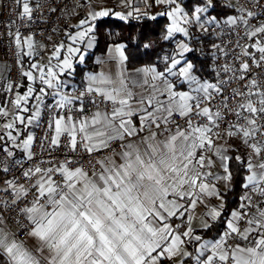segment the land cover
<instances>
[{"label":"snow or ice","instance_id":"6c2138e0","mask_svg":"<svg viewBox=\"0 0 264 264\" xmlns=\"http://www.w3.org/2000/svg\"><path fill=\"white\" fill-rule=\"evenodd\" d=\"M13 4L0 264H264V0ZM45 12L77 19L41 42ZM109 17L164 18L155 59L113 41L89 67Z\"/></svg>","mask_w":264,"mask_h":264},{"label":"trees","instance_id":"16d2710c","mask_svg":"<svg viewBox=\"0 0 264 264\" xmlns=\"http://www.w3.org/2000/svg\"><path fill=\"white\" fill-rule=\"evenodd\" d=\"M154 9L153 11H158ZM98 23V35L100 37L99 46L92 50L94 55L90 54L88 65L92 66L94 57L103 53L106 50L108 43L113 41L123 42L127 45L126 54L130 58L129 67L139 66L148 63L155 59L156 52L151 49H145L144 43L155 41L159 38L161 29L166 23L164 18H157L156 21L144 20H130L129 22L120 21L114 17L102 18ZM165 47L167 45H164ZM82 69L83 66H80ZM79 78V76H77ZM230 199L231 194H230Z\"/></svg>","mask_w":264,"mask_h":264},{"label":"built area","instance_id":"2783aa9c","mask_svg":"<svg viewBox=\"0 0 264 264\" xmlns=\"http://www.w3.org/2000/svg\"><path fill=\"white\" fill-rule=\"evenodd\" d=\"M69 5L71 4V0H68ZM14 4L13 0H0V59H3L7 56V37L3 36L2 34L6 31V25L9 20H15L16 15L13 11ZM44 16L47 18L46 22L37 21L32 24L30 27L33 28L36 32L37 39L41 42H45V38L48 35H52V42H55L58 39L56 33L52 32V29H63L65 28L68 23H71V20H66L60 16L59 13L48 17V14L45 12ZM49 47H51V42H49ZM9 62H11L9 60ZM12 78H15V73L13 72Z\"/></svg>","mask_w":264,"mask_h":264},{"label":"crops","instance_id":"0c3cea01","mask_svg":"<svg viewBox=\"0 0 264 264\" xmlns=\"http://www.w3.org/2000/svg\"><path fill=\"white\" fill-rule=\"evenodd\" d=\"M114 3H115V0H108V4L106 5L107 7H113L114 6ZM116 10L117 11H119L120 9L119 8H116ZM76 19L77 18H73L72 19V21H71V23H75L76 22ZM67 27V26H66ZM64 29V28H63ZM63 29H61V31L60 32H58V33H56V35L58 36V41L60 40V38H63V36H62V30ZM57 41V42H58ZM102 54V53H101ZM101 54H98V55H96V56H99V55H101ZM94 59H95V57H94ZM77 80H79V78H77Z\"/></svg>","mask_w":264,"mask_h":264},{"label":"rangeland","instance_id":"374dc122","mask_svg":"<svg viewBox=\"0 0 264 264\" xmlns=\"http://www.w3.org/2000/svg\"><path fill=\"white\" fill-rule=\"evenodd\" d=\"M60 39H62V38H60ZM58 40H56L55 42H57Z\"/></svg>","mask_w":264,"mask_h":264}]
</instances>
